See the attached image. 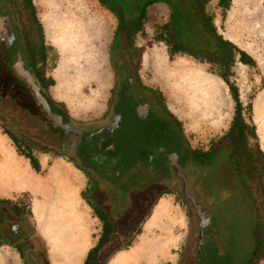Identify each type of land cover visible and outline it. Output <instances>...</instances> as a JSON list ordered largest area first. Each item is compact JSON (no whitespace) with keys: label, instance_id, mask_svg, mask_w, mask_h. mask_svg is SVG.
Instances as JSON below:
<instances>
[{"label":"rangeland","instance_id":"obj_1","mask_svg":"<svg viewBox=\"0 0 264 264\" xmlns=\"http://www.w3.org/2000/svg\"><path fill=\"white\" fill-rule=\"evenodd\" d=\"M49 2L50 0H32L36 17L42 26L43 32L42 19L48 18L50 22V16L52 15L53 20V16L57 15V29L61 31L59 33H65V40L68 39L71 41V36H73V34H69L71 35L69 36L68 31L71 27L75 29V20L77 18H81L84 23L94 25L95 30L101 33V35L103 34V37L98 40L92 37L89 49L94 50L96 48L95 50L99 51L95 52L94 54L96 55L93 54L90 59L92 60L93 58L96 62L93 60L92 63L88 65L94 67L96 64L95 66L98 72L102 73V71H104L108 75L107 83H103L105 85L101 88V85H103L101 81L99 82L96 78H88L85 81L89 82L80 89L77 93V97H69L66 92L60 94V99L62 101L64 100V103L61 105H63L67 116L72 118L77 124L80 125L81 122H89L101 116L106 105L105 102L110 94L109 91L117 80L113 56L114 51L120 47L122 48L121 45H126L130 50H125V52H128L129 55L132 53V61L135 66L134 70L141 84L147 89L156 90L162 94L161 101L164 107L178 121L184 141L191 151L207 150L212 140H217L228 131L233 114L236 112L235 102L232 99L228 87L219 80L216 75L209 71L210 67L208 65L199 64L194 59L185 55H176L170 60L165 44L156 42L153 39L157 28L165 23L167 19L168 12L165 10L166 8L164 6L156 5L148 8L141 33L133 36V38L128 41L129 43L120 44L119 41H121V39H119V37L117 39L115 31V26L117 24L116 19L106 12L104 8L99 6L96 0H68V2L63 3L62 9L57 8L60 4L59 2L56 3L57 6L55 7L50 6ZM67 9H70L69 11H71V13H67ZM207 9L209 13L213 15L214 19L216 17V24L221 35L239 50L244 52L254 62V66H249L250 68L238 62L233 68L234 77L231 79V82L241 100V108L243 109L242 114L245 118V122L249 130L251 131L253 129L255 134L254 139L249 136L250 131H248L247 139L250 144H257L264 153V0H230L229 8L226 11L217 8L215 3L211 1ZM54 22H56V20ZM43 37L50 50V57L48 60L49 67L46 70V75L50 78H55V70L60 59L56 51L58 49L52 47L45 39V35H43ZM60 38L64 37L60 36ZM75 40L77 41L76 38ZM135 46H138V48L133 51L132 49ZM153 52L161 53L162 59L160 61L158 59H151V63H144V59L153 56ZM85 60L89 59L85 57ZM77 65L89 67L86 63L84 64L82 60H80ZM75 70L76 69H68L66 73L67 84H72L76 80L82 78V75L80 73L77 74ZM163 71L165 72L164 76L166 80L162 77ZM192 75L211 79L224 91L227 106L225 105L220 117L211 125L208 124V126H203L198 124L189 114L186 100L184 99L185 97L182 98V95H185L182 93L183 91H181V89H184L186 85L185 82H188ZM3 76L1 81L3 83V89L1 93L3 95L6 94L9 89L12 100L19 102V105L23 106L30 114H37L34 100L31 97L23 99L20 96L19 90H17L18 83L10 76L8 69L4 70ZM55 84L56 81H53L52 88L48 89L50 100L52 98L50 92H52ZM101 91L102 94H100ZM97 95L101 97L99 106L95 109L88 107L89 102ZM118 105L120 106L121 104L118 103L117 106ZM248 105H250L249 109L247 108ZM124 108H126V106ZM123 112H125V115L123 116L121 126L114 133L115 139H112V144L115 143L114 151L112 150L113 152L107 154L96 153L88 148L86 150L89 154L88 158H85L87 160H82L81 164L83 167H86L85 169L87 171H90V160L97 158L102 159L104 162L111 161L113 162L112 167L117 165L118 168L123 169L121 171H124L127 170L128 166L136 167L138 163L144 161L143 159L154 158L153 161L150 162V166H153L152 169L155 171L159 169L156 173L159 185H149L142 191V196L145 194V201L148 202V204L145 205V207L142 205L144 197L140 199L139 202H136L137 204L135 206L140 210V219L135 222L133 234L122 242L114 241L112 244L106 245L99 253L98 264H190L192 254L195 252L198 245V223L196 213L190 204L184 202L182 197H180L179 188L181 190V186L174 178L175 171L171 173L169 169L165 167L162 158L148 149V144L145 143L146 141H141L140 132L142 127L131 115L129 110L126 108ZM37 122L38 126L44 128L41 129V132L36 133L35 129L29 128L26 130L25 134L16 132L12 135L17 138L19 147L23 152L27 151L29 146L32 148V153L37 159L50 162V164L57 161L58 158H56L55 151L53 150H59L60 144L72 143L78 145L80 148H84L86 145L82 140L83 136L93 134L103 123H91L87 126L80 127L81 138H72L52 128L42 116L38 117ZM1 127H4L2 122H0V130L3 131ZM132 131H135V135H131ZM166 134L173 135L169 130H167ZM24 135L40 137L44 141H47L48 145L51 142L52 145L57 144V146L54 147L53 150L52 148L50 150L41 146H36L28 141ZM145 139L146 137H144V140ZM106 142L107 144L111 143V141ZM102 143L104 142L99 143L96 148L97 150L98 148L100 149ZM140 146L145 148L147 153L145 157H140L138 155L139 150L137 147ZM182 149L183 147L178 146L171 150L179 155V162L185 164L187 159H189L188 152ZM99 174L102 178L105 177L103 174ZM172 174H174V176ZM190 180L192 183L193 179ZM73 184L74 183L68 187L69 189H73L74 193L64 206L58 205L53 198H50L51 242L56 238V232L54 231L56 221L59 215L64 212L68 213L71 218L75 217L74 219H79L80 228L83 232L84 229L87 231V233L84 232L86 237L89 238L91 236L93 241H95L99 234V223L93 216L91 208L85 204L79 193L84 185L83 177L78 175V183ZM190 188L192 190V186ZM196 189L194 185V190ZM167 190H171L172 193L162 195V193L167 192ZM199 196L203 199V195ZM163 199H166V201H162ZM260 202L261 206H259V213L261 214V219L264 221V199H260ZM12 203L21 208L24 221L29 228L33 230L35 241L39 244L44 261L47 264L45 247L34 231V224L36 221L34 222L31 215L28 213L30 209L34 208L35 204H38V201L31 193L27 192L14 197ZM164 206H167L169 213L167 212L168 215L165 216L166 218H160L159 214ZM153 211H155V214L157 212V215H155ZM151 214L156 217L152 219V224L149 228L147 222ZM166 227H168L170 241L165 244L163 252L153 256L154 259L151 263L147 260V256L143 258L140 253H138L136 247L139 245L143 246L146 242L164 243L165 238L168 236L165 231ZM137 231H141L142 235L140 236L139 234V237L136 236L135 234ZM135 244L137 246L134 248ZM126 250L127 252L120 254L122 251ZM259 254H264V247ZM0 264L27 263L15 249L6 246L0 248ZM256 264H264V259H260Z\"/></svg>","mask_w":264,"mask_h":264},{"label":"flooded vegetation","instance_id":"obj_2","mask_svg":"<svg viewBox=\"0 0 264 264\" xmlns=\"http://www.w3.org/2000/svg\"><path fill=\"white\" fill-rule=\"evenodd\" d=\"M30 1L32 3V0H0V17L5 19L4 21L0 20V88L3 87L1 81L4 77V70L6 69L9 70L10 74L17 81L22 82L11 72V67L18 55L24 70L30 74L50 107L48 89L46 90L45 88L48 79L46 70L49 67L50 50L44 41V37L40 38L38 28L31 16L29 9ZM96 1L99 6L112 9V11L107 10L116 19L117 24L120 20L128 21L130 24L135 23L137 20H141L142 13L146 12L148 8L156 5L164 6L168 12L167 19L160 26L171 22L173 23L175 30L174 37L176 43L181 48L184 50H204L205 48L213 46V38H211L213 34H211L209 28L211 24L214 25V21L209 19L212 14L207 9L210 0ZM5 24L10 27L9 31H7L8 28ZM118 34L120 36L118 35L117 39L118 37L121 39L119 41L120 44H127L130 33L124 34L120 32ZM206 36L207 39L205 38ZM164 37H166V34ZM187 44H191V48ZM121 46L122 48H118L113 54L117 74V80L114 83V110L116 114L113 117H119V122L112 136L114 137V133L121 126L123 116L125 115L123 110L127 108L139 125L145 127L144 136L146 137L145 143L148 144V149H151L162 158L165 167L171 173L174 172V169L169 168L164 155L177 156L176 161L182 169V174L188 185V191L196 199L198 204L197 195L194 192V185L204 187L202 194L208 199L211 208H220L224 203L233 204L253 220L254 228L257 227L258 231L264 232V221L261 219V214L259 213V206H261L260 199H264V159L259 153L258 148H256V145L248 143L249 141L247 139L246 141H242L236 148L228 145L218 148L213 155H210L207 165L203 167L208 171L207 177L204 172L200 173V171H196L195 161L190 163L189 159H187L185 164H181L179 162V155L172 152L173 150L171 149L178 146L182 147L183 137L178 133L177 128L174 127V123L169 120L167 113L164 111V105L157 93L150 91V89L145 88L141 84L134 70L135 66L132 61V53L129 55L128 52H125V50H130V48L128 49L126 45ZM118 103L121 105L117 106ZM35 106L39 109L37 105ZM125 106L126 108H124ZM139 108H143L140 111L141 117L138 116ZM56 115L61 118L60 114L56 113ZM239 117L240 114L234 112L232 121H239ZM43 119L49 123L44 117V114ZM32 122L33 117L19 115L15 120L16 127L3 125V128L11 134L16 132L20 133L19 128L21 124H25L31 129H36L31 125ZM62 122L63 124H68L70 128L79 131L82 126L81 124L72 126L74 124L70 122ZM41 129L44 128L42 127ZM41 129H38V133L42 131ZM167 130L173 135L166 134ZM132 132L133 134L131 135H135V131ZM66 146L67 143L60 144L59 151L69 155L70 152L66 150ZM112 146V148L107 147L104 149L103 146L97 152L111 153L114 151L115 143ZM52 147L54 149V145L50 142V148ZM210 148L213 149L214 146H210L207 150L202 151H208ZM67 156L64 158H68ZM79 159L78 161L82 163ZM153 159L146 158L143 159V162L150 166V162ZM83 160L87 159L84 158ZM92 160H90L89 165V168H91L89 169L90 171L86 170V172H83L87 178V182H91L90 186L84 192V198L93 207L91 211L99 223V237L104 231V223L100 218H105L113 223L114 232L110 235L109 241L104 245L105 247L114 241L122 242L133 234L135 222L140 219V210L135 205L137 204L136 202L143 199L145 194L142 196V191L149 186V173L145 174L142 172L135 174L136 171L133 168L131 170L132 176L130 175L128 177L124 173L125 170L121 171L123 169L118 168L117 165L112 167L113 162L111 161L104 162L102 159H95L96 164L92 165ZM196 167L198 166L196 165ZM158 171L159 169H157ZM99 173L105 177L102 178L99 176ZM172 175L174 176V174ZM134 178L138 179V181L142 180L143 185L140 182L132 185L131 182L133 180L136 181ZM174 178L181 186L180 179L175 176ZM189 178L193 179L192 183ZM191 186L192 190L190 188ZM179 195L184 198L180 188ZM223 198L225 200L222 203ZM186 202L193 208L189 201L186 200ZM147 204L148 202L145 201L144 197L142 205L145 207ZM202 209L204 210L203 207ZM94 213L97 214V217ZM206 217L210 222V217L207 213ZM201 240L202 238H199L198 228V245L195 251H198ZM2 246H10L15 249L27 264H46L39 244L35 241L33 230L25 223L21 209L12 203H0V247ZM234 258H239L242 264H256L260 259H264V254ZM231 259L228 258V260Z\"/></svg>","mask_w":264,"mask_h":264},{"label":"trees","instance_id":"obj_3","mask_svg":"<svg viewBox=\"0 0 264 264\" xmlns=\"http://www.w3.org/2000/svg\"><path fill=\"white\" fill-rule=\"evenodd\" d=\"M229 3L230 0H218L217 7L226 11L229 8ZM29 9L31 16L38 28L40 38H43L42 26L36 17L35 8L31 3V1L29 2ZM106 9L112 11L111 8L106 7ZM145 18H146V12H143L141 16V20H137L135 23L130 24L127 21L120 20L118 24V31H116V36L118 33L122 31L131 30L133 33H137L141 31ZM209 19L214 21L213 15ZM173 26L174 25L172 22L163 26H159L155 32L153 39L156 42H162L165 44V46L167 47V52L170 60H172L173 57L176 55H185L194 59L199 63H204L206 65H209L210 67L209 71L212 74L219 77L228 86L232 99L235 102L236 112L240 114L239 121H235V120L232 121L228 131L223 136H221L219 139L215 141L212 140L210 146H214L213 149L210 148V150L208 151H202V150L191 151L187 146L186 142L184 141V139L182 138V147L184 150L188 152L189 162L191 163L195 161L196 165L198 166L196 167L195 165L196 171L198 170L197 172L200 171V173L204 172L207 177L208 171L205 170L203 167L207 165L210 155H213V153H215L218 148L224 147L226 145L236 148L240 145V143H242V141L247 140L248 131L250 130L247 124L245 123V119L242 114L243 111V109L241 108L242 105L238 98V94L236 93V90L233 87L231 78L234 77L233 68L236 62L235 60L236 56H238L237 62L242 63L244 65L253 67L254 62L250 57H248L244 52L239 50L231 42L224 40L223 37L220 34H218L217 29L213 24H211L210 25L211 27L209 28L211 34H213L212 35L213 37L211 36V38H213V46L205 48L204 50H184L183 48H181V46L178 43H176V39L174 37L175 30ZM165 34L166 37H164ZM205 38L207 39V36ZM187 45H189L188 47L190 48L192 46L191 44H187ZM10 76L14 78L11 74ZM14 80L16 79L14 78ZM17 83H18L17 90H19L20 96L23 99H25L26 97H31V94L29 93L27 87L22 82L17 81ZM51 86H53V80L52 78L48 77L47 82L45 84L46 90L49 89ZM2 89L3 87L0 88V122H2V125L4 126L9 125L12 127H16L15 120L19 115L31 116V118L33 117V122L31 125H33L34 128H36L35 129L36 133H38V129L39 128L41 129L42 127L38 126L37 120L38 117L40 116L43 117L42 112L36 107L37 114H39L40 116L37 114H30L23 106L19 105V102L11 99L10 97L11 93L9 89L4 95L1 93ZM150 91H154L155 93H157V95L161 99L162 96L161 93L151 89ZM112 96L114 98L115 89L112 91ZM247 108L249 109L250 105H248ZM50 110L52 113L60 114L62 121L70 122L71 124H74L72 126L79 125L76 122L72 121L67 116V114L64 111L63 105L56 104L50 100ZM164 111L167 113L169 120L174 123L173 125L175 128H177L178 133L183 137L178 121L172 116V114H170L167 111L165 107H164ZM47 124L50 125V123L48 122ZM141 127L142 128H141L140 136H141V141L143 142L145 141L144 140L145 127L143 126ZM1 129L6 135H8L10 140L13 142L18 155L24 157L29 161L30 167L32 168V170H34V172L40 173L41 171L40 164L37 157L32 153L31 150L32 148L28 146L27 151L23 152L19 147L17 138L8 131L4 130L3 127H1ZM27 129H29L28 126H26L25 124H21L19 131L25 134ZM54 129L65 134L58 128H54ZM131 134H133V132H131ZM66 135H69L72 138H79V137H74L71 134H66ZM89 135H84L82 138L84 144L86 145L84 148H80L76 144L68 143L66 146V150L70 152L69 155L64 152L62 153L57 149L53 150V147L52 150L55 151L57 157H65L68 155L67 160L69 162L73 163L78 170L82 172H86V169L81 165L78 159L80 158L79 160L82 161L84 158H88L89 154L86 152L88 148L92 149L97 153L95 147H93L88 140ZM249 136L255 139V134L253 129L249 132ZM25 137L26 139H28V141L35 144L36 146H41L46 149H51L49 147L50 144L48 145V142L44 141L40 137H36L33 135H26ZM112 138L114 139L113 136ZM255 145L256 148H258V151L261 154L262 158L264 159V153L257 144ZM56 146L57 144L54 145V147ZM137 148L139 150L138 155L140 157H145L147 154L145 148L142 146ZM95 159L97 158H93L94 161L92 160L91 162L92 165L96 164ZM152 167L153 166H148L144 162H141L138 163L136 167L128 166L127 170H125L124 173L128 177H130V175L132 176L131 170L133 168H134L133 170L136 171L135 174L142 172L148 174L150 172L148 176L150 181L149 185H154V184L159 185L157 175H155L157 173V170L156 171L153 170ZM134 179L137 182L133 180L131 182L132 185L138 182H140L143 185L142 180L138 181V179L136 178ZM90 183H91L90 181L87 182L86 188L82 192L83 194L86 191V189L90 186ZM195 187L197 188L196 190H194V192H196L197 195V200L199 204L204 208L207 215L210 217V222L208 226L202 230L201 245L198 251H195L192 254V259L190 264H242L239 258L235 259L234 257H239V256L250 257V256L259 255V252L264 247V232L258 231L257 227L254 228L253 220L250 219L248 215L244 214L240 209H238L233 204L224 203V205L221 206L220 208H216V209L211 208L208 199L205 196H203V199L200 198L199 196V195H203L202 190H204V187L198 185H195ZM170 193H172L171 190H167V192H163L162 195L170 194ZM182 199L184 200V202H186V200L183 197ZM224 200L225 199L223 198L222 203ZM0 203L11 204L10 201H4V200L0 201ZM87 204L90 208H93L92 205H90L88 202ZM28 213L30 214V212ZM94 215H96L97 217L96 213H94ZM100 220L104 223V231L101 233L98 241L96 242V245L88 251L83 264H98L99 253L103 249L104 245L109 241L110 235L114 232L112 222L108 221L105 218L104 219L100 218ZM140 233L141 231H137L135 235L137 236ZM228 258H232V259L228 260Z\"/></svg>","mask_w":264,"mask_h":264},{"label":"crops","instance_id":"obj_4","mask_svg":"<svg viewBox=\"0 0 264 264\" xmlns=\"http://www.w3.org/2000/svg\"><path fill=\"white\" fill-rule=\"evenodd\" d=\"M211 1H213V3H215V5L217 6L218 0H210V3H211ZM57 2L60 3L57 8L62 9L63 3L64 2H68V0H50L49 3H50V6H54L55 7V6H57V4H56ZM102 8H104V7H102ZM104 9H105L106 12H108L112 16V14L106 8H104ZM69 10L70 9H67L66 12L67 13H71V11H69ZM55 20H56V22H54ZM81 21H82L81 18H77L75 20V23H76L75 24V29L73 27H71L69 29L68 35L69 34H73V36L69 35L72 38L71 41H70L68 39L65 40L66 39L65 33H59L61 31L57 29V26H58L57 15L53 16V20H52V15H51L50 16V22H49L48 18H43L42 19V24H43V29H44L43 35H45V39L52 45V47H56L58 49L56 51H57L58 55L60 56L58 66H57V68L55 70V78H52L53 81H56V84L53 87L52 92H50V95H53L52 98H51V101L56 103V104L64 103L63 102L64 100L62 101L60 99V94L61 93L66 92V94L69 97L70 96L77 97V93L80 91V89L89 82V81H82V82H79V83L74 82L72 84H67V82H66V73L67 72L65 74L64 73L60 74V72H59V70H61V68L64 69L65 66L68 65V63H69L68 57H67L68 51H70V50H79L80 46L84 42V38L81 35V31H82V28L85 27L86 23H84L82 21L83 26L81 27V25H80ZM116 23H117V21H116ZM216 23H217V21H216V17H215L214 25L217 28L218 33L221 35V33L219 32V28L217 27ZM118 24H116V26H115V31H118ZM141 31H139L137 33H133L131 30L130 31L127 30V31H122L121 33L125 34V33L129 32L130 35H129L128 41H130L133 38V36H136L137 34L141 33ZM60 36L64 37V38H60ZM117 36H118V34H117ZM101 37H103V34L101 36L99 35L98 37H96V40L100 39ZM75 38L77 39V41L75 40ZM153 38H154V36H153ZM223 39L226 40L224 37H223ZM226 41H228V40H226ZM137 48H138V46L133 47V49H135V50H137ZM135 50H133V51H135ZM156 53L153 52V56H151L150 58L146 57L144 59V63H151V59H158L160 61L162 59V55H161V53H157L158 54L157 56L158 57L160 56V57L159 58H155L154 54H156ZM237 58H238V56H236V58H235L236 62L234 64V66H236L237 63H238L237 62V60H238ZM199 64H204V63H199ZM242 65L250 68L247 65H244V64H242ZM64 71H66V69ZM219 80H221V79L219 78ZM104 85L105 84L101 85V88H103ZM51 88L52 87H50V89ZM114 89H115V87L113 86L110 89V91H109L110 94H109V97L107 98V100L105 102L106 105H105L104 110L101 113V116L96 117L95 119H93L92 121H89V122H81V125H82L81 127L87 126V125H89L91 123L103 122L101 124V126H99L97 128V130H99V129L103 128L104 126L108 125L109 123H111L114 120V118H116V117H113L116 114V111L114 110V98L112 96V91ZM100 94H102V91H101ZM100 98L101 97L97 95V96H95L94 99H92V101L95 103L94 107H98L99 106ZM238 98H239V96H238ZM240 103H241V100H240ZM92 109H95V108H92ZM64 111H65V109H64ZM65 113H66V111H65ZM70 119L72 120V118H70ZM215 120H214V122H215ZM72 121H74V120H72ZM97 130H95L94 132H96ZM98 140L99 139L95 140V144L94 143H92V144L90 143L93 147H95V149L97 148V146L101 142H104V143L101 144L100 148H102L103 146L105 148H107V147L112 148L113 147L112 146L113 144H111V143L107 144L106 141H110L108 138L104 139V140H102V139L99 140V141ZM0 144H1L0 146H1L2 150H3V152H4V155L8 156L12 161H15V163L23 166L28 171V173L30 174V177H32L33 178L32 180L34 181L33 183L31 181L30 182L27 181L26 183L25 182L18 183V185H15L13 188H9V189H7L4 186H0V201L4 200V201H10L12 203V200L14 199V197L18 196L21 193H27V192L31 193L36 198V200L38 201V204H35L34 208L30 209V211H29L32 219L34 220V222L36 221L35 224H34V231H35L36 235L40 238L42 244L45 247L47 264H58L57 263V255H55V253L53 251L54 241H52L53 244L50 241V198L51 199L53 198L56 201V203L61 206V205H65V204H63V200L62 199H66L67 198V200H69V199H71L72 194L74 193V190L73 189H69V187H68V186H71L72 183H74V182H69V184L67 185V181H66V179L64 177L65 174H63L61 172H58V171H60L61 169L69 171L70 173H72V175L75 176V178L77 180V183H78V175H81L83 177L84 185L81 188L79 193L82 196L85 204L88 206L87 201L84 198V194L82 193L84 191V189L86 188L87 178H86L85 174L82 171L78 170L74 166L73 163H71V162H69L67 160V158L57 157L56 155L55 156L58 159H57V161H55L52 164H50V162H45V161H43L41 159L40 160L38 159L41 171H40V173L34 172V170H32V168L30 167L29 161L27 159H25L24 157L18 155L13 142L1 130H0ZM2 150H1V152H2ZM0 164H3L2 157H0ZM45 180H47V182ZM42 183L49 184L50 185L49 189H47L46 187H43ZM35 184H36V186H34ZM56 187L58 189H56ZM51 189H52L53 192L51 191ZM67 200H65L66 203H67ZM162 201H166V199H163ZM14 206L18 207V205H15V204H14ZM153 213H154V211H153ZM34 215H36V216H34ZM155 215H157V212H156ZM155 215H153V214L150 215V219L147 222L148 225H149L148 226L149 228L151 227L152 219H155V217H156ZM84 232L87 233L86 229H84ZM141 235H142V232L140 233V236ZM137 236L139 237V235H137ZM98 237H99V234H98V236H97L95 241H93L91 236L89 238L86 237L89 245L85 249L83 254L81 255L79 264H83V262H84V260H85V258L87 256L88 251L96 245V242L98 241ZM54 240H56V238ZM136 246L137 245L135 244L134 248ZM2 247H6V246H2ZM125 252H127V250L126 251H122L120 254L125 253Z\"/></svg>","mask_w":264,"mask_h":264},{"label":"bare ground","instance_id":"obj_5","mask_svg":"<svg viewBox=\"0 0 264 264\" xmlns=\"http://www.w3.org/2000/svg\"><path fill=\"white\" fill-rule=\"evenodd\" d=\"M80 25L81 27L83 26L82 21L80 22ZM81 35L84 38L83 44L80 46L79 50L68 51L67 57H68L69 63L68 65L65 66L64 69L61 68L59 72L60 74H63V73L65 74L68 71V69H76L75 70L76 73L77 74L80 73L82 75L81 79L75 81L76 83L85 81L88 78H96L99 80V82L101 81V83L103 84L108 80L107 79L108 75L104 71H102V73L98 72L97 67L95 66L96 64L94 65V67H92L91 65H88V64H91L92 61L94 60L93 58L92 60H90L91 56L95 52L99 51V50H95L96 48L94 50L89 49V46L92 41V37L96 39V37H98L99 35L101 36V33L95 30L94 25L86 23L85 27L82 28ZM154 55H155V58L160 57V56L159 57L157 56L158 55L157 53ZM85 57L88 58L89 60H85ZM80 60L84 61V64L86 63L89 67H83V66L77 65ZM65 69L66 71H64ZM164 75H165V72L163 71L162 77H164V80H166ZM184 78H185V75H184ZM185 83H186L185 87L183 86L184 89L183 88H182L183 90L181 89V91H183L182 93L185 95V96L182 95V98L185 97L184 99L186 100V105H187V108H188V111L191 117L196 122H198V124L203 125V126H206V125L208 126V124L210 125L213 124L214 120L220 117L225 105L227 106L225 95H224L222 88L217 83L212 81L211 79H207V78H203V77L195 76V75H192V77L188 80V82H185ZM94 106H95V103L93 101L89 102L88 107L96 108ZM1 150L2 148L0 146V157H2L3 159V164H0V186H4L7 189H9V188H13L15 185H18V183H23V182L26 183L27 181L29 182L31 181L33 183L34 182L32 180L33 178L30 177V174L28 173V171L23 166L15 163V161H12L8 156L4 155L3 150L2 152ZM58 172L65 174L64 177L67 181V185L69 184V182H74L75 184L77 183L75 176L72 175V173H70L69 171L61 169ZM47 180L45 181L47 182ZM34 186H36V184ZM42 186L46 187L47 189H49L50 187V185L47 183H42ZM56 189L58 188L56 187ZM62 200H63V204H65L66 203L65 200H67V198L62 199ZM167 206H164L163 208L161 207L162 209L159 214L160 218H164L165 216L168 215L169 212H168ZM74 218L75 217L71 218L68 213L64 212L63 214L59 215V218L56 221L55 229H54V231L56 232L55 234L56 240H53L54 244L53 242L52 244H53V251L55 255H57L58 264H79L81 255L83 254V252L89 245L83 230L79 226L80 225V222L78 221L79 219L78 218L74 219ZM165 231L168 236L165 238L164 243L158 244V243L146 242L143 244V246L139 245L136 247V250L138 251V253H140V255L143 258L147 256V260H149L151 263L154 259L153 256L157 253L163 252L165 248V244L169 243L170 241L168 227H166Z\"/></svg>","mask_w":264,"mask_h":264},{"label":"water","instance_id":"obj_6","mask_svg":"<svg viewBox=\"0 0 264 264\" xmlns=\"http://www.w3.org/2000/svg\"><path fill=\"white\" fill-rule=\"evenodd\" d=\"M1 21H4V18L0 17ZM6 25V24H5ZM3 27V25H2ZM8 28L7 31L10 30V27L6 25ZM2 29V28H1ZM11 72L19 79L21 80L25 86L28 88L35 104L39 107L40 111L44 114V117L49 121L50 125L53 128H58L65 134H71L73 136H81V131L77 129H72L68 124H63L62 119L51 112L50 107L46 99L42 96V94L39 91V88L34 83L32 77L30 74L24 70L22 62L20 61L19 56H16V59L14 61V64L11 67ZM142 109L139 108L138 110V116H142L140 111ZM119 122V117L114 118V120L109 123L108 125L104 126L103 128L97 130L93 134L89 136L90 143H94L97 139H109L112 144V134L114 130L117 128ZM105 147H103L104 149ZM165 159L167 161V164L169 168H173L175 171V176L178 177L181 181V192L184 196V198L191 203L193 206L196 217H197V223L199 228V238H202V230L208 225L209 219L206 217V212L202 209V207L196 202V199L189 193L188 191V185L186 183V180L182 174L181 167L177 164V156L176 155H167L165 154Z\"/></svg>","mask_w":264,"mask_h":264}]
</instances>
